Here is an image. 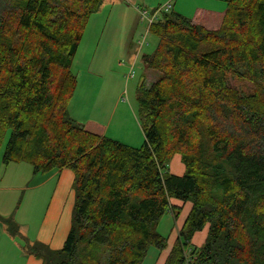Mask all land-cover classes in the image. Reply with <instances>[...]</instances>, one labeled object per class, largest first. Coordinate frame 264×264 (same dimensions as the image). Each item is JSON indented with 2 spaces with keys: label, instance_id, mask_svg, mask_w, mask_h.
I'll return each mask as SVG.
<instances>
[{
  "label": "trees",
  "instance_id": "16d2710c",
  "mask_svg": "<svg viewBox=\"0 0 264 264\" xmlns=\"http://www.w3.org/2000/svg\"><path fill=\"white\" fill-rule=\"evenodd\" d=\"M102 4L0 0L1 162L74 176L63 247L24 240L25 253L41 264H142L150 247L166 248L157 227L179 216L174 199L191 209L164 264H264V0H229L221 13L191 18L163 13L149 26L158 43L142 60L158 77L137 89L138 149L67 111L71 67ZM175 155L182 176L166 170ZM3 222L19 235L11 218ZM206 226L204 244L190 248Z\"/></svg>",
  "mask_w": 264,
  "mask_h": 264
},
{
  "label": "rangeland",
  "instance_id": "374dc122",
  "mask_svg": "<svg viewBox=\"0 0 264 264\" xmlns=\"http://www.w3.org/2000/svg\"><path fill=\"white\" fill-rule=\"evenodd\" d=\"M228 1L229 0H149L150 5H147L145 7L147 9L145 10L148 13H152L156 9H161V12L158 13L155 21L159 20L163 13L170 12H175L183 17L191 18L195 14V9L193 8L202 7L201 10L206 12L221 13L226 9ZM177 2L178 4L176 5ZM109 3L110 0H103V4L97 14L90 18L79 43L71 67V72L76 77V86L73 92V97L68 104L67 111L73 120L78 119L85 123L87 117L93 116L94 113L96 114V110L93 108L94 101L96 96H99L97 92L102 85L104 87L120 89L118 95L120 94L119 99L121 108L117 109L118 113L110 123L111 131L109 130L106 137L112 139L109 135L113 134L112 136L114 138H120L121 141L131 139V147L138 149L142 147L144 137L136 122V119L138 120L139 118L136 101L137 89L142 82H144V88L149 89L158 77V73L151 71L147 66L144 67L142 57L143 54H151L153 52L158 43V39L146 31V23L141 22L140 14L139 30L136 34L138 41H132V48H135V52H137L135 57L129 61L127 58L124 59L123 62L126 63L124 67H120L116 62L113 63L111 72L101 76V74L96 72L95 66L100 64L98 60H101V55L96 54L94 59L93 56L97 42L101 41L102 43H105V41H111L112 39L109 32L111 29L109 27L103 31L105 20L109 17ZM167 4L171 6V9L168 12H164L163 8ZM187 8L190 10L187 11ZM102 33L103 35L101 37L100 35ZM143 38L144 41H142ZM129 56H131V53H129ZM92 60L95 61L93 68L91 65ZM106 60L107 57L103 59V61ZM128 62L130 65L129 70L128 67H126ZM132 66L134 73L129 77ZM229 84L235 88L242 89L245 92L253 90L252 84L245 83L244 81L241 82L235 79H230ZM140 131L141 135L139 136ZM4 146L5 144H3L0 150V183L7 186L16 185L22 189L11 190V192L5 193L10 198L11 202L7 208L0 206V213H6V209H8V214L12 215V217L14 216L13 218L16 217L18 219L19 216H21L23 222L30 224V233L32 234V231L38 226L47 208L52 194L53 183L44 187H33L38 184L42 177H44V174H35L34 176L31 169L32 167L28 164H20L22 166L10 164L9 168H6L7 166L3 165L1 162ZM180 167H182L180 161L172 157L166 170H170L172 174L179 175L182 174V172H179ZM5 194L4 192H0V201L2 195ZM180 214L181 210L179 216ZM175 226L176 223L171 216V213H167L159 222L157 232L165 237L167 241ZM203 236H205V232L198 233L192 241L190 248L201 247L202 243L199 244L198 242ZM17 241L20 242L18 239ZM190 254L191 252H186L187 259H190ZM147 263H149V261Z\"/></svg>",
  "mask_w": 264,
  "mask_h": 264
},
{
  "label": "crops",
  "instance_id": "0c3cea01",
  "mask_svg": "<svg viewBox=\"0 0 264 264\" xmlns=\"http://www.w3.org/2000/svg\"><path fill=\"white\" fill-rule=\"evenodd\" d=\"M177 4L178 2L176 3V5ZM109 5V17H107V19L105 20V27L103 28V31L109 27L111 29H109V32L111 34L112 39L111 41H105V43H102L101 41L97 42V46L95 48L93 56L94 59L96 54L101 55V60H98L100 64L98 66L95 65L96 72L101 74V76H103V74L111 72V67L113 63L116 62L118 63L117 65H119L120 67H124L126 64L123 62L124 59L127 58V60L129 61L135 57L137 52H135V48H132V41H138V38H136V34L139 30L138 28L140 23V14L142 11H146L145 9L147 8L145 7L147 5H150V2L149 0H110ZM190 9H188L187 11H189ZM193 9H195L196 11L198 9H202V7ZM102 35L103 33L100 36L102 37ZM129 53H131V56H129ZM147 55L150 54H143V57ZM105 57H107V60L103 61ZM94 64L95 61L92 60V68ZM143 65L144 67H146L144 63ZM126 67H128L129 70V62ZM102 86L97 92L99 96H96L94 101L93 108L96 110V114L94 113L93 116L87 117L85 119V122L89 121L102 126L104 125V135L106 136V134L109 133L111 121L118 113L117 109L121 108L119 99L120 94L118 95L120 89ZM74 121L80 124L84 123L83 121H80L78 119H75ZM136 122L140 130L142 131L140 119H136ZM141 131L139 132V136L141 135ZM112 135L113 134L109 135L112 140L118 142L120 141V143L131 147V139L121 141L120 138H114ZM173 158H176L178 161H180L182 167H180V170H178L179 172H182V174H172L170 170L168 172L172 175L182 176L185 171V168L184 165L181 163V158L179 155H175L173 156ZM14 165L22 166L20 164ZM9 166L10 164L7 165L6 168H9ZM33 175L35 176L34 173ZM43 176L44 177H42L38 184L33 187L39 188L53 183L52 194L49 199L47 208L44 212V215L36 229L32 231V234L30 233V224L23 222L21 216H19L18 219L16 217L13 218L14 216L12 217V215L8 214V209H6V213H0V264H41V262L35 257H33L32 255H27L25 253L23 249L24 240L29 243L39 242L53 251L60 250L63 247L71 225V214L74 203V192L72 189L74 176L73 173L67 168L56 170L51 173L44 174ZM19 189L22 188H19L16 185L7 186L0 183V192H4V194L7 192H11V190ZM10 202V198L6 194L2 195L0 206L7 208L9 207ZM170 203L172 206L179 207L181 209V214L175 219L173 214L171 213V216L173 217L176 226L167 239L166 248L162 251H159L154 247H150L147 250L145 259L142 264H164L170 250L178 239L179 230L181 229L191 209V204L182 203L174 199H172ZM8 218H13V221L15 220L17 222L16 223L14 221L19 227L18 236H11L8 233L7 226L3 222L4 219ZM207 231L208 226H206L202 231H200L205 232V236H203V238L199 240V244H204L207 236ZM200 232H197L193 235L191 243L194 240L195 236ZM17 239L20 242H18ZM199 247L200 246H198L197 248ZM148 261L149 263H147Z\"/></svg>",
  "mask_w": 264,
  "mask_h": 264
},
{
  "label": "built area",
  "instance_id": "2783aa9c",
  "mask_svg": "<svg viewBox=\"0 0 264 264\" xmlns=\"http://www.w3.org/2000/svg\"><path fill=\"white\" fill-rule=\"evenodd\" d=\"M170 9H171V6L167 4L166 6H164L163 11L168 12ZM160 12H161V9L159 10L157 9L154 13H148L147 11L141 12V22L146 23L147 31H148L149 26L155 22V20L157 19L158 13ZM142 41H144V38ZM130 71L131 72L129 73V77H131L134 73L133 68H131Z\"/></svg>",
  "mask_w": 264,
  "mask_h": 264
}]
</instances>
